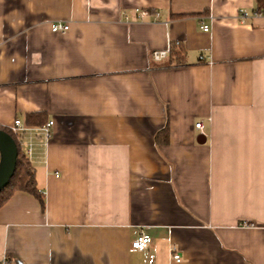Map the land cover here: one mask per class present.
<instances>
[{"label": "crops", "instance_id": "1", "mask_svg": "<svg viewBox=\"0 0 264 264\" xmlns=\"http://www.w3.org/2000/svg\"><path fill=\"white\" fill-rule=\"evenodd\" d=\"M255 7L0 0V127L53 120L44 209L22 191L0 207V264H264V18L237 17ZM173 45L179 62L152 58Z\"/></svg>", "mask_w": 264, "mask_h": 264}, {"label": "built area", "instance_id": "2", "mask_svg": "<svg viewBox=\"0 0 264 264\" xmlns=\"http://www.w3.org/2000/svg\"><path fill=\"white\" fill-rule=\"evenodd\" d=\"M136 15L142 17L148 14L147 10L136 9ZM156 17L158 13L155 14ZM239 23L245 24L254 18H264V7L257 9L253 8L251 11L245 9L239 10L238 13ZM69 28L68 23L54 22L51 24V30L53 32H66ZM200 29L203 32L209 31V26L207 24H201ZM166 51H154L152 52V58L156 61H161L166 57ZM53 126V120H47V122L41 126L27 125L22 119L15 118L12 126L10 128L11 133L14 135L17 143L19 144L22 152L25 154L26 158L29 160L30 164L33 166L35 160V153L37 149L45 150L49 139L51 137V129ZM195 128L199 130L200 133L203 132V122L199 121L195 123ZM244 226H249V224H243ZM152 243V238L145 234L140 233L134 240L130 243V249L132 251H143L147 249ZM171 257L176 262L181 261V256L179 253L172 250Z\"/></svg>", "mask_w": 264, "mask_h": 264}, {"label": "trees", "instance_id": "3", "mask_svg": "<svg viewBox=\"0 0 264 264\" xmlns=\"http://www.w3.org/2000/svg\"><path fill=\"white\" fill-rule=\"evenodd\" d=\"M255 3L257 9L264 7V0H255ZM180 50L181 48L179 45H173L171 51H169L166 55L167 61L165 63V66H170L174 62H179V60H181L179 56ZM25 121L27 124L41 126L47 122V118L42 112H33L26 115ZM0 129L9 133L13 137L17 146L15 170L8 185L0 192V207L9 199L12 193H14L15 191H22L29 193L36 199H38L41 207L44 209V197L37 188L34 169L32 165L26 158L25 154L22 152L11 131L3 127H0Z\"/></svg>", "mask_w": 264, "mask_h": 264}, {"label": "water", "instance_id": "4", "mask_svg": "<svg viewBox=\"0 0 264 264\" xmlns=\"http://www.w3.org/2000/svg\"><path fill=\"white\" fill-rule=\"evenodd\" d=\"M17 146L13 137L0 129V192L8 185L16 166Z\"/></svg>", "mask_w": 264, "mask_h": 264}]
</instances>
